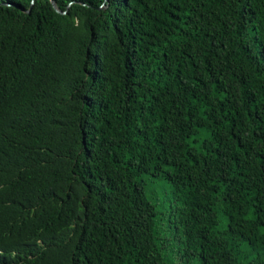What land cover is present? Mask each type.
Instances as JSON below:
<instances>
[{"label":"trees","instance_id":"1","mask_svg":"<svg viewBox=\"0 0 264 264\" xmlns=\"http://www.w3.org/2000/svg\"><path fill=\"white\" fill-rule=\"evenodd\" d=\"M54 1L0 0V264H264V0Z\"/></svg>","mask_w":264,"mask_h":264},{"label":"rangeland","instance_id":"2","mask_svg":"<svg viewBox=\"0 0 264 264\" xmlns=\"http://www.w3.org/2000/svg\"><path fill=\"white\" fill-rule=\"evenodd\" d=\"M146 180L149 181L147 188L148 196L153 199L155 198L154 201L160 205L162 211H167L163 209L170 207V202L172 201L171 187L161 179L146 177Z\"/></svg>","mask_w":264,"mask_h":264},{"label":"water","instance_id":"3","mask_svg":"<svg viewBox=\"0 0 264 264\" xmlns=\"http://www.w3.org/2000/svg\"><path fill=\"white\" fill-rule=\"evenodd\" d=\"M51 3L53 4L54 8L57 10L58 13H63L60 11V9L57 7V4L54 0H51ZM65 14V13H64Z\"/></svg>","mask_w":264,"mask_h":264}]
</instances>
